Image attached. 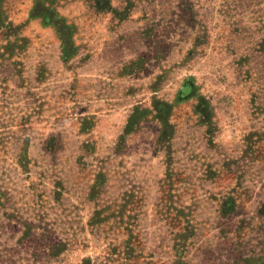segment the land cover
I'll list each match as a JSON object with an SVG mask.
<instances>
[{
    "label": "rangeland",
    "instance_id": "374dc122",
    "mask_svg": "<svg viewBox=\"0 0 264 264\" xmlns=\"http://www.w3.org/2000/svg\"><path fill=\"white\" fill-rule=\"evenodd\" d=\"M0 264H264V0H0Z\"/></svg>",
    "mask_w": 264,
    "mask_h": 264
},
{
    "label": "trees",
    "instance_id": "16d2710c",
    "mask_svg": "<svg viewBox=\"0 0 264 264\" xmlns=\"http://www.w3.org/2000/svg\"><path fill=\"white\" fill-rule=\"evenodd\" d=\"M136 112H137V111H136ZM136 112L133 113V115L131 116V119H130V120H131L132 122H133L134 117L137 116Z\"/></svg>",
    "mask_w": 264,
    "mask_h": 264
}]
</instances>
